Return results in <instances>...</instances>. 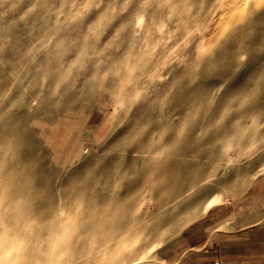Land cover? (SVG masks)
Returning <instances> with one entry per match:
<instances>
[{
    "label": "rangeland",
    "instance_id": "1",
    "mask_svg": "<svg viewBox=\"0 0 264 264\" xmlns=\"http://www.w3.org/2000/svg\"><path fill=\"white\" fill-rule=\"evenodd\" d=\"M226 1L0 0V243L21 250L27 264L52 254L70 264H108L126 250L124 263L155 264L160 246L209 208L264 186V141L256 139L264 131V87L245 101L264 81V24L244 28L241 40L228 37L216 25ZM263 11L264 4L255 16ZM178 101L190 109L189 126L205 124L200 139L216 135L205 145L220 162L193 192L212 188L156 234L133 230L124 233L126 245L97 240L90 252L83 217L94 212L84 214L79 194L94 189L108 157ZM215 110L220 116L209 125ZM228 123L248 128L224 133Z\"/></svg>",
    "mask_w": 264,
    "mask_h": 264
},
{
    "label": "bare ground",
    "instance_id": "2",
    "mask_svg": "<svg viewBox=\"0 0 264 264\" xmlns=\"http://www.w3.org/2000/svg\"><path fill=\"white\" fill-rule=\"evenodd\" d=\"M263 2V0H254L253 4L247 5V0H227L220 5L216 25L220 26L223 32H230L228 37L236 41L241 40L246 34L244 28H249L253 23H257L261 28L264 24V11L259 13L258 17L255 16L257 8L264 4ZM205 40L206 35L200 36L196 43L197 48L202 50L205 47L203 46ZM88 89L72 93L71 101L82 97ZM181 103L178 101L176 104L178 106L170 108L167 115L157 114L158 118L149 132L145 131L142 134L138 132L140 139L137 142L108 157L106 167L95 172L94 189L85 195L79 194V208L84 214L86 212L89 214V211L94 212L83 217L85 222L83 232L85 240H90V247L87 248L90 252L97 240L110 242L117 238L121 240L122 245H126L130 235L125 236L124 233L133 230L135 235H141L145 231L154 235L163 222L180 220L179 216L188 211L189 207L194 206L197 199L205 197L203 195L205 190L211 186L202 185L194 192L193 189L199 182L209 177L213 171V164L218 165L220 162L219 155H215V150H212L213 147L207 149L205 145L207 143L209 146L215 134L212 132L213 135L206 137L208 139L205 141L200 139L197 133L202 131L205 124L201 122L199 125L189 126V118L192 116H189L190 109L186 104ZM170 113L175 119L169 117ZM211 114L210 118H207L208 124L213 122L211 119L215 116H220L217 115L219 114L217 110ZM230 126L229 123L224 127L221 126L224 128V133H238L239 130L245 131L244 129L248 128L245 124L241 125V129L236 130ZM229 128H232V131ZM216 131L214 133H217ZM256 139L264 141V131ZM124 157L127 159L123 160ZM175 209H178L177 213H174ZM136 226L137 229H134ZM106 227H109V231H106ZM65 235L63 233L57 238L59 243L67 239ZM129 252L130 250H126L117 253L108 264L143 262V258H137L124 263L130 255ZM21 254L18 248L5 247L0 243V264H27L28 260ZM35 261L33 259L31 262ZM44 261L43 264H70L67 258L62 260L56 254L44 256ZM86 264H89V261Z\"/></svg>",
    "mask_w": 264,
    "mask_h": 264
},
{
    "label": "crops",
    "instance_id": "3",
    "mask_svg": "<svg viewBox=\"0 0 264 264\" xmlns=\"http://www.w3.org/2000/svg\"><path fill=\"white\" fill-rule=\"evenodd\" d=\"M155 264H264V186L209 208L160 246Z\"/></svg>",
    "mask_w": 264,
    "mask_h": 264
},
{
    "label": "snow or ice",
    "instance_id": "4",
    "mask_svg": "<svg viewBox=\"0 0 264 264\" xmlns=\"http://www.w3.org/2000/svg\"><path fill=\"white\" fill-rule=\"evenodd\" d=\"M261 87H264V81L258 83L257 88L245 96V101L249 102L251 99H253L256 96V94L260 91Z\"/></svg>",
    "mask_w": 264,
    "mask_h": 264
}]
</instances>
